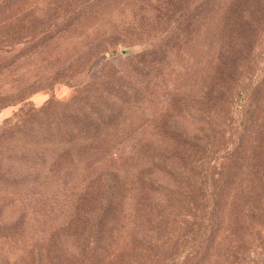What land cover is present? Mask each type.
<instances>
[{
  "label": "trees",
  "instance_id": "1",
  "mask_svg": "<svg viewBox=\"0 0 264 264\" xmlns=\"http://www.w3.org/2000/svg\"><path fill=\"white\" fill-rule=\"evenodd\" d=\"M116 1H70L71 72L102 57L101 74L0 123V197L36 204L0 217V264H264V0H126L86 26ZM20 2L0 0L2 45L26 27ZM118 44L140 45L119 49L134 70L111 64ZM201 49L189 99L167 76Z\"/></svg>",
  "mask_w": 264,
  "mask_h": 264
},
{
  "label": "rangeland",
  "instance_id": "2",
  "mask_svg": "<svg viewBox=\"0 0 264 264\" xmlns=\"http://www.w3.org/2000/svg\"><path fill=\"white\" fill-rule=\"evenodd\" d=\"M70 1L71 0H21L19 5V17L24 19L26 26L17 39H13L12 46H6L10 41H5L4 45L0 41V123L3 118L13 113L22 103L24 110L28 113H40L47 101L56 100L61 104H67L69 98L75 91V85L89 82L100 75L103 65L102 57H91L85 61L79 71L72 73L70 67V55L81 46L79 37L67 26L70 21ZM51 5V12L48 19L54 21L53 30L45 29L46 17L44 15L45 4ZM61 6V7H60ZM62 8V10L60 8ZM126 0H117L116 2H107L101 6L92 18L86 22V26L97 22V25L105 27L112 23L114 19L123 17L127 14ZM49 20V21H50ZM1 22V21H0ZM1 27V23H0ZM102 27V28H103ZM85 24L80 28L84 32ZM1 29V28H0ZM1 39V38H0ZM14 41H16L14 43ZM200 46V45H198ZM125 47L128 49V55L136 52L140 45H122L118 44L115 49V58H112V65L118 68L134 70L137 64L133 66L121 62L122 56L119 49ZM201 47V46H200ZM205 47V46H203ZM209 51L201 49L194 52L191 57H174L177 68L170 71L168 85L173 87L180 85V89L191 94V97L201 87L203 73L208 58ZM121 56V57H120ZM21 89L23 99L15 101L14 93ZM151 108L156 106V102L150 103ZM39 110L36 112V109ZM65 110V108H62ZM42 113H49L45 111ZM196 112V109L192 110ZM23 113H26L24 111ZM35 195V194H34ZM24 191L15 189L13 192L6 193L0 197V217L8 219L21 211H29L36 207L35 202L27 203ZM36 196V195H35ZM38 197V196H36ZM32 200V199H31Z\"/></svg>",
  "mask_w": 264,
  "mask_h": 264
},
{
  "label": "water",
  "instance_id": "3",
  "mask_svg": "<svg viewBox=\"0 0 264 264\" xmlns=\"http://www.w3.org/2000/svg\"><path fill=\"white\" fill-rule=\"evenodd\" d=\"M120 50H121V52H122L123 54H125V53H127V52H128V49H127V48H125V47H122Z\"/></svg>",
  "mask_w": 264,
  "mask_h": 264
}]
</instances>
